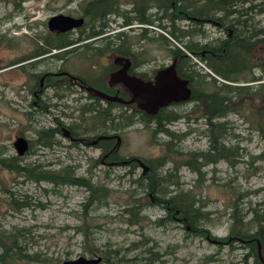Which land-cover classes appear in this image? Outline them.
I'll return each instance as SVG.
<instances>
[{
  "label": "rangeland",
  "instance_id": "obj_1",
  "mask_svg": "<svg viewBox=\"0 0 264 264\" xmlns=\"http://www.w3.org/2000/svg\"><path fill=\"white\" fill-rule=\"evenodd\" d=\"M255 1H262L264 4V0ZM84 2L85 0L67 2L66 0H25L23 9L14 11L10 3L0 1V33L7 35L6 39L0 42V155L6 157L17 155L21 163H40L44 168L52 170L66 165L64 163L76 161L80 164L75 172L77 175L86 176L93 182L106 183L110 187L106 203L100 207L90 205L86 213L87 206L84 205V201L89 190L84 186L56 185L47 179L35 181L14 169L0 165V233L21 229L22 242L25 243L28 251L39 252V256L43 258V260L39 258L19 260L13 264H62L63 260L76 258L80 254L87 257L100 255V252L106 249V245L127 247L132 240H139L142 233L150 238V243H155V250L163 253L161 256L164 260L163 264H245L243 257L248 250L244 244L230 238L229 235L231 206L238 195L234 193L238 188L241 191H248L240 201V205L245 208L249 202L264 201V145L257 131L238 113L231 112L227 116L233 125V131L237 134L235 137L231 136V142L239 141L245 148L243 160L239 161L235 168L229 166L225 160L206 164L203 168L204 180L200 186H194L196 174L187 166H180L178 171L183 187L191 188L196 192L201 199L200 203L210 211V219L202 222L203 230L205 232L207 230V233L202 235H194L190 226L179 219L165 220L163 224L156 223L155 220L164 216L166 212L155 204L145 207L143 210L145 216L141 224H128L123 206L131 190L137 187L131 178L140 174L141 167L134 168L119 163L106 170V165L98 162L93 175L90 176V172L86 170L91 168L93 161L99 155V147L83 142L73 144L62 133L54 136L61 143L47 146L36 141V131L41 127L54 125L55 115L66 123H77V130H84V126L90 128L95 122L93 116H88L91 111L84 110L85 104L91 98L78 87L70 90L60 88L57 84H47L43 78L42 90L39 91L37 83L43 72L66 69L73 74L90 77V73H98L103 67H108V70L116 68V64H112L113 57L100 59L96 56L98 59H94L80 56L78 52H70L64 59H59L53 56L57 50L11 64L13 60L34 48V37H38L37 34L46 33L49 16L59 12L78 15L80 4ZM130 6V2H126L121 8L126 11ZM156 11V8H151L148 12L152 16L151 14ZM154 14L152 24L147 26V36L155 38L160 33L168 36V28L159 25L160 21L166 22V20L156 19L157 15ZM254 20L264 25V11L257 13ZM107 21V25L112 30L106 29V31H116L122 27L120 23L123 21V16L114 13ZM175 24L189 30L193 22L181 18ZM200 27L201 29L190 37L199 44L209 43L227 35L225 28L213 22H205ZM123 28L127 32L129 42L138 43L136 47L142 46L147 56H156L158 60L166 59L164 55L168 52L162 47L160 39L144 38L139 42L138 26ZM169 37L172 39L171 36ZM183 39L188 40L189 36ZM204 49L206 47L196 50L200 52ZM183 50L189 53L194 70L200 74L209 72L200 55H195L185 48ZM252 54L254 61L258 58L264 61V44H254ZM32 72L38 75L34 76ZM52 75L51 81L57 79V76ZM185 105L187 107L178 110L180 117L166 124L169 129L175 131L191 130L181 140H172L171 146L181 150L180 154L170 151L171 156L177 160L185 159L186 152L191 149L207 147V136L202 132L203 127H206L204 114L207 113L204 103L189 99ZM118 110L115 108L114 112L117 113ZM84 111L86 113H83ZM96 130L98 129L93 127L87 129L86 133H96ZM121 132L122 140L118 156L122 159L135 155L149 160L167 151L165 142L169 140V136L165 133L155 136L149 126L138 121L124 125ZM18 135L26 136L29 144L31 143L29 152L26 150L22 155L16 153L13 145ZM171 166L172 163L167 162L161 172H165V169ZM139 190L143 191L139 188L135 191ZM10 191L14 192L16 198L27 200L29 204L16 208L10 202ZM85 218L86 222L90 223L87 239L84 231L79 228ZM227 238H230L231 243H226ZM92 243L98 247L94 253L88 250V245ZM231 244L234 248H231ZM141 249L130 250L128 255L132 256ZM209 254L214 260L206 261V255ZM117 261L114 258V262ZM249 262H252L251 258ZM156 264H160V261Z\"/></svg>",
  "mask_w": 264,
  "mask_h": 264
},
{
  "label": "trees",
  "instance_id": "obj_2",
  "mask_svg": "<svg viewBox=\"0 0 264 264\" xmlns=\"http://www.w3.org/2000/svg\"><path fill=\"white\" fill-rule=\"evenodd\" d=\"M0 1H4L6 4L10 3L12 9L18 11L23 9L25 0ZM125 1L131 4L126 11L121 8L122 4L126 3ZM80 5L78 15L84 17L83 28H87L86 31H89L90 34L104 30V27L107 26V19L114 13L123 16L120 25L133 22L152 24L153 16H150L148 11L151 8H156V18L159 20L164 18L168 21L167 24L160 21L159 25L168 28L169 35L160 33L158 37L151 38L146 34V26L140 34L138 33L139 38L160 39L162 47L173 55L183 54L184 48L195 55H200L197 48L206 47L209 49L204 55H200V58L205 61L210 73L200 74L189 64L192 87L190 100L193 102L202 101L207 111L204 114L206 127L202 129V132L207 136V147L191 149L186 152L185 159L177 160L171 156L170 151L180 154L181 150L171 146L172 140H181L191 130H171L166 125L168 122L148 124L153 135L165 133L169 136V140L165 142L167 151L145 160L150 165V170L146 174H138L131 178L137 187L131 190L123 206L128 224H141L145 216L143 213L145 207L155 204L161 206L166 212L164 216L155 220L156 223L163 224L165 220L179 219L190 226L194 235L207 233V230L206 232L203 230L202 222L210 219V211L200 203L201 199L196 192L191 188L183 187V181L178 171L180 166H187L196 174L194 186H200L204 180L205 170L203 168L206 164L225 160L229 166L235 168L239 161L243 160L245 148L240 145L239 141L231 142V138L237 136L233 131L231 121L227 118L231 112L241 115L243 120L257 131L264 145V61L259 58L254 61L252 54L254 44H264V25H260L254 20L257 13L264 11L263 2L255 0H85L84 4ZM131 12L135 13L131 14ZM186 14H189V19L193 22L189 30L182 29L175 24L178 19L185 18ZM210 19L218 20L221 23L220 26L226 30V37L204 44L192 41L190 37L201 29V21ZM30 27L31 25H29ZM118 32L119 36L124 34V31ZM125 34L127 36L126 31ZM37 35L38 37H34V48L29 53L13 60L11 64L41 56L52 50H57L53 56L58 58H64L67 53L74 52L73 48H69L75 41L70 32L54 33L47 30L46 33ZM185 36H189V41L183 39ZM6 37L5 33H0V42ZM9 39L11 43L12 37ZM10 43L7 44L10 45ZM190 60L189 57V62ZM32 74L38 75L36 72H32ZM97 112L100 116L99 109ZM122 114L123 110L120 114H114V119ZM133 114L130 112L129 115L132 117ZM159 119L161 120V118ZM131 121L132 119L129 120V123ZM56 130L57 128L53 127L39 128L36 131V141L47 146L57 143L58 141L54 137ZM104 142L106 141L104 140ZM30 146L31 143L27 149L28 152ZM169 161L172 166L162 173V169ZM0 165L14 169L35 181L47 179L56 185L84 186L89 190L84 201V205L87 206L86 213L90 205L100 207L105 204L106 197L110 193V187L106 183L93 182L86 176L77 175L68 165L53 170L46 169L40 163H21L17 155L8 157L0 155ZM89 175L92 176L93 173H89ZM137 188L143 189V191L136 192ZM236 190L234 193H238V195L231 206L230 238L241 242L248 250L243 257L245 264H264L257 254L256 240L258 239L264 256V201L249 202L245 208L240 205V201L248 191H241L239 188ZM13 193L12 191L9 193L10 202L16 208L29 204L27 200L16 198ZM238 197L239 200H237ZM83 220V225H80L79 228L84 231L87 239L90 233V223L86 222V218ZM22 233L21 229L0 233V264H13L19 260H35L36 258L43 260L39 256V252L28 251L25 243L22 242ZM149 239L142 233L139 240H132L127 247L106 245V249L100 252L102 261L99 264H156L157 261L163 264L164 260L161 257L163 253L155 250V243H150ZM229 239L226 243H231ZM231 246L234 248L232 244ZM138 248L142 249L132 256L128 255L130 250ZM88 250L90 253H94L98 247L92 243V245H88ZM114 258L118 261L114 262ZM249 258L252 259L251 263ZM211 260H214V257L211 254L206 255V261Z\"/></svg>",
  "mask_w": 264,
  "mask_h": 264
},
{
  "label": "flooded vegetation",
  "instance_id": "obj_3",
  "mask_svg": "<svg viewBox=\"0 0 264 264\" xmlns=\"http://www.w3.org/2000/svg\"><path fill=\"white\" fill-rule=\"evenodd\" d=\"M154 13L151 15L154 16ZM185 18L189 22V14H186ZM205 22H213L217 26L221 25V23L215 19L203 20L201 24ZM163 23L167 24L168 21ZM148 25V23L137 24L133 22L120 25L122 27L111 32L106 31V29H109V31L112 30L110 26L107 25L104 27V30L94 34H90L89 31H86L88 30L87 28H83L84 21L82 25L64 31L56 29L51 30L47 26L48 30L54 33L65 31L71 34L75 33V35H73L75 41L69 48H73L74 52H78V55L87 58L93 57L94 59H98V57H100V59L103 57H113L112 64H116L115 69L108 70V67H103V70L98 73H90V77L73 74L66 69H59L54 72L46 71L40 75L39 82L37 83L39 87L37 89L39 91L42 90V79L44 78L47 84H57L60 88H67L70 90L73 87H78L79 90L85 91L91 98V100L85 104L86 107L84 109L85 111H91L88 116H93V118H95V122L93 121L94 124L90 125V128L84 126V130H77V123H66L56 115L53 117L55 124L48 126L55 129L57 128L55 134L62 133L64 136L68 137L73 144L83 142L99 147V155L93 161L91 168H87L86 172L93 173L99 162L100 164L106 165V170L112 168L113 165L121 163L129 166L131 165L134 168L141 167L140 174H146L150 170V165L144 159L135 155L124 157L123 159L118 156V149L122 140L121 130L124 125L128 124L130 119L144 125H154L159 122L169 123L180 117L178 110L187 107L185 104L189 102L192 91L189 77V53L184 52L183 54L179 53L173 55L168 52L164 55V57H166L165 60H158L156 56H147L142 46L136 47L138 43L136 44L134 41L130 43L123 30L124 26H126V28L138 26L140 30L138 33L140 34L142 29ZM74 29L75 31H72ZM118 31H124V34L119 36L117 35ZM141 40H144V38L141 37L138 39L139 42ZM206 51H209V49L200 51V55H204ZM59 59L64 58L60 57ZM190 64L192 67L193 64L191 62ZM108 66L111 67V65ZM169 73L173 75L174 78L183 79L185 82H183L182 86H179V83L170 79ZM52 74L57 76V79L51 81L50 77L53 76ZM131 77H137L151 84H167L171 87V92L169 96H167L168 93H166L167 95H160L159 93L149 94L147 90L140 88L136 81L132 82L130 80ZM37 84H35L34 87H36ZM33 94L36 95V93ZM161 101L164 102L160 103ZM115 108L119 109L117 113L114 112ZM98 109L101 112L100 116H98ZM121 110H123V114L119 116L120 118L116 117L118 120L114 121V114H120ZM85 111L83 113H86ZM130 112L134 113L132 117L129 115ZM171 117L174 119H169ZM159 118H161V120ZM93 127L94 129H98L96 133H86L87 129L89 130ZM100 135H104L105 137L96 139ZM94 139H96L95 142H93ZM104 140L106 142H104ZM58 142L61 143L59 139ZM136 158H140L147 164V170L143 171L142 166ZM64 164L70 166L74 172H76L77 167L80 165L76 161Z\"/></svg>",
  "mask_w": 264,
  "mask_h": 264
},
{
  "label": "water",
  "instance_id": "obj_4",
  "mask_svg": "<svg viewBox=\"0 0 264 264\" xmlns=\"http://www.w3.org/2000/svg\"><path fill=\"white\" fill-rule=\"evenodd\" d=\"M83 21H84V17L81 15L74 16L68 13L59 12V13L52 14L51 16L48 17L47 26L51 30L56 29V30L64 31V30L73 29L75 27L80 26L83 23ZM169 78L179 83V86L180 85L182 86L183 82H185L183 79H180L177 77L174 78V76L171 75L170 73H169ZM130 80L132 82L136 81V83L140 86V88L147 90L149 94L159 93L160 95H167L166 93H168L167 96H169L171 92V87L167 84L165 85L164 84L162 85L159 83L151 84L150 82L143 81L137 77H131ZM163 102L164 101H161L160 103H163ZM101 137H105V136L100 135L96 139L101 138ZM96 139H94L93 142H95ZM13 145L16 149V153L18 155H22L23 153H25V151L29 147L28 138L24 135H18L13 141ZM136 159L142 166L143 171L147 170L148 168L147 164H145L140 158H136ZM256 240H257V254L260 260L264 263V256L262 255V252H261L260 243L258 239ZM101 258H102L101 255L87 257L85 255L80 254L76 258L63 260L62 264H99Z\"/></svg>",
  "mask_w": 264,
  "mask_h": 264
},
{
  "label": "bare ground",
  "instance_id": "obj_5",
  "mask_svg": "<svg viewBox=\"0 0 264 264\" xmlns=\"http://www.w3.org/2000/svg\"><path fill=\"white\" fill-rule=\"evenodd\" d=\"M75 186V185H74Z\"/></svg>",
  "mask_w": 264,
  "mask_h": 264
}]
</instances>
